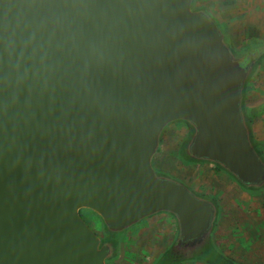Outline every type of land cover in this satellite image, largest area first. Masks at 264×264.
I'll return each instance as SVG.
<instances>
[{
	"label": "water",
	"instance_id": "water-1",
	"mask_svg": "<svg viewBox=\"0 0 264 264\" xmlns=\"http://www.w3.org/2000/svg\"><path fill=\"white\" fill-rule=\"evenodd\" d=\"M194 0H0V264H107L117 233L158 212L179 236L161 264L215 252L217 206L153 159L190 123L191 158L264 186L242 110L245 67Z\"/></svg>",
	"mask_w": 264,
	"mask_h": 264
},
{
	"label": "rangeland",
	"instance_id": "rangeland-1",
	"mask_svg": "<svg viewBox=\"0 0 264 264\" xmlns=\"http://www.w3.org/2000/svg\"><path fill=\"white\" fill-rule=\"evenodd\" d=\"M194 7L210 9L215 14L217 23H220L218 25L234 43L244 42L247 39L248 27L253 24L259 27L258 35L264 38V0H195ZM188 133L189 126L184 121L171 122L162 135L154 164L158 170L181 180L193 190L215 195L217 187L224 188L231 180L213 164L191 163L179 154ZM246 190L252 193L251 195L264 196L263 187ZM258 201L260 207L251 206L259 204ZM238 203L248 207L253 214L250 218L223 220L221 211L216 219L225 222L223 225L219 223L218 226L220 236L218 245L223 248V252L228 251L245 264H264V216L260 217L264 213V202L250 197L247 201ZM82 215L98 232L104 228L102 219L96 212L83 209ZM172 223L171 218L161 214L144 219L124 232L117 233L123 240V250L115 259L117 261H112L111 264H153L156 257L172 243L171 235L161 234L162 231L166 232L168 224L171 227ZM213 244L215 245L214 233ZM184 264L207 263L203 260H191Z\"/></svg>",
	"mask_w": 264,
	"mask_h": 264
},
{
	"label": "flooded vegetation",
	"instance_id": "flooded-vegetation-1",
	"mask_svg": "<svg viewBox=\"0 0 264 264\" xmlns=\"http://www.w3.org/2000/svg\"><path fill=\"white\" fill-rule=\"evenodd\" d=\"M198 9H202L204 11L211 13L212 17L215 19L216 16L214 13H212V11L210 9H208V8H198ZM216 22H218V21H216ZM218 24L220 25V23H218ZM222 31H223V29H222ZM225 41L229 44L232 52L234 53L236 58L239 59V61L241 62V64L243 66L249 67L251 63L254 64L253 72L251 73V75H250V77H249V79L245 85L244 91H243L242 110H243L245 122L248 125L249 130H250L251 142H252L254 148L256 149L257 153L260 154L264 160V139L260 138V136L258 135V132H257V130L253 124V119L248 114L247 107L245 106L248 82H249L250 78L252 77V75L255 73L256 69L262 64V62L264 60V38H261V35H257V36H253V37L247 36V39H245L244 42H242L241 44L240 43L237 44V43H234V41L231 39V37L229 35H225ZM185 123H187V122H185ZM187 125L189 126V133H188L187 138H185V140L183 142V147L181 148V150L179 152V154H181V156L186 161L191 162V163L209 162V163L213 164L214 166H216L221 171V173H223L227 177H229L231 182L236 184L239 188H241L243 191H245L247 193H249V192L246 189L250 190V188H251V190H254V188H260L258 186L244 185L242 182H240L236 178V176L234 174L227 171L226 169H224L222 166H220L218 164H215V163H213L211 161H207V160H198V159L191 158V154L187 152L186 146L188 145V142H189L191 135L193 133V128L190 125V123H187ZM183 152H184V154H183ZM154 160H155V156L153 159V165H154V168L159 173L158 175L169 176L165 172H162L156 168V166L154 164ZM178 181H181V180H178ZM182 183H184V182H182ZM185 185L188 188H190L194 193L199 194L202 197L212 201L217 206V215H219L220 206H219V202L217 201V198H215V195H211V194L206 193V192H197L196 190H193L187 184H185ZM261 187H263V189H264V186H261ZM82 210H81V215H82ZM161 214L167 215L168 218H171L173 221L172 226L169 228L170 232H166L172 236V243L162 253H160L158 257H156V260L154 261L153 264H161L160 261L163 258L164 254L180 238V236H179V225H178V222H177L175 216L172 213L158 212V213H155L151 216L146 217L145 219L155 217V216L161 215ZM217 215H216V218H217ZM82 217H83V215H82ZM140 222H138V223H140ZM216 225H217V219L215 220V223H214L213 233L215 232ZM168 227H169V224H168ZM95 232L101 237V245L110 246V253H109V256L107 259V264H111L112 261H114L118 256H120L121 251L119 250V246L121 244L122 238L118 237L117 232L109 230L108 228H105V227L103 229L101 228V230L99 232L97 230H95ZM214 247H215V250L221 252L220 250H218V248H216V245H214ZM191 260H203L204 262L209 264L205 259H198V258L186 259V260H183L177 264H184L185 262L191 261Z\"/></svg>",
	"mask_w": 264,
	"mask_h": 264
},
{
	"label": "crops",
	"instance_id": "crops-1",
	"mask_svg": "<svg viewBox=\"0 0 264 264\" xmlns=\"http://www.w3.org/2000/svg\"><path fill=\"white\" fill-rule=\"evenodd\" d=\"M254 26L258 27L257 25H254ZM245 106L247 107L248 114L253 119V124L258 132V135L260 136V138L264 139V60L262 64L256 69L255 73L252 75V77L250 78L248 82ZM250 197L255 198V199H261L262 202H264L263 195H260V196H258V194L251 195L243 191L233 182H230L224 188L217 187L215 189V198H217V201L219 202V206H220L219 213L221 211L223 213L222 219L223 218H250L253 213L250 212L248 207H246L245 205L241 206V204L238 203V202H245ZM258 203L259 204H256L254 206L251 205V206L260 207L261 206L260 201H258ZM263 216H264V213L260 215V217H263ZM222 219L217 220V225L215 227L214 235H215L216 248H218V250H220L222 253L231 256L236 261L243 263L237 258L233 257V255H231L228 251L223 252V248L218 245L219 243L218 238H220L218 226H219V223L223 225V222H225L223 221L224 219L223 220ZM169 228L170 227L167 226L168 230L166 232H170ZM166 232L163 233L162 231L161 234L167 235L168 233ZM221 237H222V234H221ZM237 249L239 250L241 248H237ZM119 250L121 252L123 250V240L121 241ZM114 261H117V260H114Z\"/></svg>",
	"mask_w": 264,
	"mask_h": 264
},
{
	"label": "trees",
	"instance_id": "trees-1",
	"mask_svg": "<svg viewBox=\"0 0 264 264\" xmlns=\"http://www.w3.org/2000/svg\"><path fill=\"white\" fill-rule=\"evenodd\" d=\"M257 35H258V28L254 25L249 26L247 36L253 37V36H257ZM183 154H184V152H183ZM206 261L209 264H243V263L236 261L231 256L226 255V254L219 252L217 250L210 258L206 259Z\"/></svg>",
	"mask_w": 264,
	"mask_h": 264
}]
</instances>
